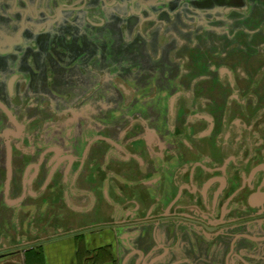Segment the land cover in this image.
Here are the masks:
<instances>
[{
	"label": "flooded vegetation",
	"instance_id": "af4514ba",
	"mask_svg": "<svg viewBox=\"0 0 264 264\" xmlns=\"http://www.w3.org/2000/svg\"><path fill=\"white\" fill-rule=\"evenodd\" d=\"M0 264H264V0H0Z\"/></svg>",
	"mask_w": 264,
	"mask_h": 264
}]
</instances>
